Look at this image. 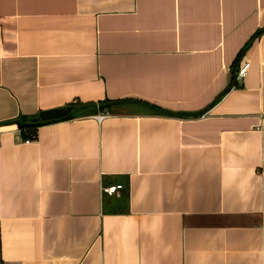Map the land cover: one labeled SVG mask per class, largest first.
<instances>
[{
    "label": "crops",
    "instance_id": "crops-1",
    "mask_svg": "<svg viewBox=\"0 0 264 264\" xmlns=\"http://www.w3.org/2000/svg\"><path fill=\"white\" fill-rule=\"evenodd\" d=\"M0 264H264V0H0Z\"/></svg>",
    "mask_w": 264,
    "mask_h": 264
},
{
    "label": "trees",
    "instance_id": "trees-1",
    "mask_svg": "<svg viewBox=\"0 0 264 264\" xmlns=\"http://www.w3.org/2000/svg\"><path fill=\"white\" fill-rule=\"evenodd\" d=\"M243 49L240 50L238 57L235 59L234 66L236 67V69L234 70H237V67H238L237 62L239 63ZM234 70L232 74V82L235 83L237 80H235L236 71ZM121 101L123 100H113V99H107V98L105 100H102L99 102H92V103H82V102L76 101V102L69 104V105H72L76 111L73 114L68 115L66 118H70L76 115L90 114V113H93V111H95L96 109L101 110V111L107 110L112 113L113 106H115L116 104H119ZM66 118H63V119H66ZM56 120H60V119L40 121L38 119L37 114H34V115L19 114L14 119L8 120L7 123H12V122L16 123L17 127L19 128L21 137L25 140H28V138L35 135L34 133H35L36 127H38L41 124L47 123L49 121H56ZM120 183L123 186L122 191L120 192L118 198H115V200H113V203H112L116 211L118 209L125 210L127 206V200H128L127 184L125 183L123 184L122 182Z\"/></svg>",
    "mask_w": 264,
    "mask_h": 264
},
{
    "label": "water",
    "instance_id": "water-1",
    "mask_svg": "<svg viewBox=\"0 0 264 264\" xmlns=\"http://www.w3.org/2000/svg\"><path fill=\"white\" fill-rule=\"evenodd\" d=\"M72 105L57 106L47 109H42L38 112V119L40 121H47L53 119H63L75 112Z\"/></svg>",
    "mask_w": 264,
    "mask_h": 264
},
{
    "label": "built area",
    "instance_id": "built-area-1",
    "mask_svg": "<svg viewBox=\"0 0 264 264\" xmlns=\"http://www.w3.org/2000/svg\"><path fill=\"white\" fill-rule=\"evenodd\" d=\"M249 68V61L247 59H241L237 70H236V75L235 78L238 81H242V79L244 78V76L246 75L247 71ZM25 141H29V140H25ZM121 183H117L116 185L112 186V190H114L116 192V195H119V189L121 188Z\"/></svg>",
    "mask_w": 264,
    "mask_h": 264
}]
</instances>
